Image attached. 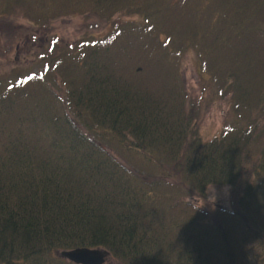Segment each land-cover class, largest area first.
<instances>
[{
  "label": "trees",
  "instance_id": "1",
  "mask_svg": "<svg viewBox=\"0 0 264 264\" xmlns=\"http://www.w3.org/2000/svg\"><path fill=\"white\" fill-rule=\"evenodd\" d=\"M15 1L38 27L78 7L142 18L79 44L43 38L42 67L0 82V264H75L56 252L76 247L121 264H249L251 241L264 264V0H0V21ZM187 48L201 91L229 104L205 140L206 100L179 73ZM212 184L229 207L207 199Z\"/></svg>",
  "mask_w": 264,
  "mask_h": 264
},
{
  "label": "rangeland",
  "instance_id": "2",
  "mask_svg": "<svg viewBox=\"0 0 264 264\" xmlns=\"http://www.w3.org/2000/svg\"><path fill=\"white\" fill-rule=\"evenodd\" d=\"M35 4V0H32ZM40 3L41 0H36ZM76 0H57L55 3L60 4ZM81 3V0H77ZM12 5V12L7 13L8 20L0 21V44L4 42L5 35L10 33H18L17 41L13 44V48L8 51H0V82L3 86H6L12 80H17L19 75H25V73L34 72L39 70L41 60L37 59L39 44L45 38L43 42V48L48 46V42L51 36H54L58 44L64 45L66 43L79 44L83 37H97L105 35L110 32L114 25H118L121 21L132 19L137 21L142 17L138 14H132L127 12H116L113 18L105 19L99 16L98 13L92 11H81L83 8L78 7L76 11L72 12H59L57 17L52 19L47 25L35 26L34 19L30 15V11L26 2ZM13 26V27H12ZM46 26V27H45ZM7 31V32H6ZM33 37L34 40L29 39L28 36ZM65 49V47H63ZM157 51V49H154ZM154 51V52H155ZM199 57L191 48H187L183 51L179 67V73L181 82L184 85L187 94L190 98L195 96H201L202 99L206 100L203 103L202 110L200 111V123H199V134L198 136L205 140L215 135L223 124L225 113L229 108L227 101L222 98L214 97L210 93L209 88H204L202 91L201 77L202 71L199 69ZM58 79H61L57 75ZM203 92V94H202ZM207 199L212 201L215 205H221L229 207V186L227 184L222 185H209L207 190ZM187 200L203 202L201 196H185ZM248 263L256 264L255 256L261 253V246L256 245L251 241L248 245ZM103 264H121L110 255L107 257Z\"/></svg>",
  "mask_w": 264,
  "mask_h": 264
},
{
  "label": "water",
  "instance_id": "3",
  "mask_svg": "<svg viewBox=\"0 0 264 264\" xmlns=\"http://www.w3.org/2000/svg\"><path fill=\"white\" fill-rule=\"evenodd\" d=\"M57 255L75 264H103L109 252L102 248L76 247L58 251Z\"/></svg>",
  "mask_w": 264,
  "mask_h": 264
}]
</instances>
